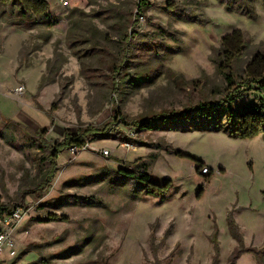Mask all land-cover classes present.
Returning a JSON list of instances; mask_svg holds the SVG:
<instances>
[{"label":"rangeland","instance_id":"374dc122","mask_svg":"<svg viewBox=\"0 0 264 264\" xmlns=\"http://www.w3.org/2000/svg\"><path fill=\"white\" fill-rule=\"evenodd\" d=\"M47 1L58 20L51 28L24 29L0 7V204L25 207L0 264H213L214 241L216 264L235 250L245 251L236 264H264V134L120 125L130 141L64 151L49 194H29L43 174L33 133L54 145L66 131L103 126L114 107L130 120L218 98L224 37L250 39L240 75L264 54V0H252L254 17L249 0H151L135 33L126 18L139 0ZM244 97L258 103L264 92L253 86ZM132 170L168 192L146 196L123 173Z\"/></svg>","mask_w":264,"mask_h":264},{"label":"trees","instance_id":"16d2710c","mask_svg":"<svg viewBox=\"0 0 264 264\" xmlns=\"http://www.w3.org/2000/svg\"><path fill=\"white\" fill-rule=\"evenodd\" d=\"M221 3L227 2L229 7L232 0H218ZM245 2L247 0H244ZM249 4L252 0L248 1ZM0 7L9 8L19 19V25L24 29H32L38 25H46L49 28L56 26L58 20L50 13V4L47 0H0ZM152 7L151 0H139L137 13L127 14V25L135 33L137 25L145 13ZM254 17L252 4L249 12ZM134 15V16H133ZM134 17V18H133ZM125 38L128 39L127 34ZM250 39L241 32H235L231 36L221 40L220 51L217 54L215 63L217 70L224 77L226 87L220 90V96L211 101L199 102L195 106L187 107L181 111H164L150 117L140 119H128L117 107L112 110L110 121L103 126H88L80 128L75 133L66 131L62 141L54 145L45 139V131L33 133L30 147H37L43 155L39 160V171L43 172L29 194L38 197H46L52 188V182L60 171L57 165L58 157L67 150L84 148L88 141H97L106 137L130 141L126 135L119 130V126L132 127L139 132H155L168 129L170 131H211L223 132L233 139L249 140L264 134V101L258 103L247 102L244 93L251 87L256 86L264 92V54L257 53L247 65L244 74L240 75L237 64L249 47ZM114 68V67H113ZM122 65L115 71V76L120 75ZM119 81V80H118ZM121 82H116L120 84ZM115 84V86H116ZM129 143V142H128ZM131 179H136L145 185L146 196H156L158 191L168 192V185L156 186L150 182V176L139 171H123ZM25 209L24 206L11 208L0 204V221L5 215H12L16 209ZM49 221H59L56 216ZM229 226L233 238L240 241L236 232V225L230 219ZM213 264L218 262L219 245L216 241ZM244 250H235L230 257L228 264H236L237 260L244 253ZM256 253V252H255Z\"/></svg>","mask_w":264,"mask_h":264},{"label":"built area","instance_id":"2783aa9c","mask_svg":"<svg viewBox=\"0 0 264 264\" xmlns=\"http://www.w3.org/2000/svg\"><path fill=\"white\" fill-rule=\"evenodd\" d=\"M64 5H67V3H64ZM73 149H76V148H73ZM23 211L24 210L21 208L16 209L12 215H5L1 219L0 221V250L2 249V247L4 246V244L6 243L8 239V235L10 233V226L18 222L22 218Z\"/></svg>","mask_w":264,"mask_h":264}]
</instances>
